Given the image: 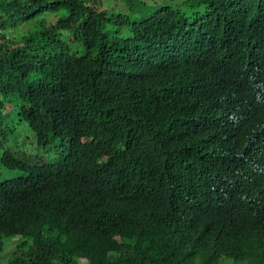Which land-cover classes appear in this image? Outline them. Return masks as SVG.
Returning a JSON list of instances; mask_svg holds the SVG:
<instances>
[{"label":"trees","instance_id":"trees-1","mask_svg":"<svg viewBox=\"0 0 264 264\" xmlns=\"http://www.w3.org/2000/svg\"><path fill=\"white\" fill-rule=\"evenodd\" d=\"M246 1L253 5L256 0ZM221 2L0 0V136L2 114L14 106L18 121L27 124L32 142L40 145L54 120L48 113L59 108L65 123L58 132L113 163L98 180L87 174L79 194L74 192L81 185L78 175L61 176L66 170L57 159L15 161L13 165L22 168L18 181L11 180L9 190L0 183V261L79 264L86 257L90 264H164L156 244L126 243L120 236L123 230H114L115 238L99 235L93 240V235L82 241L83 222L116 210H121V218H172L186 213L190 199L199 209L196 217L214 232L224 227L234 235L233 242L222 247L230 256H209L200 264H244L249 259L247 264H263L244 234L241 218L234 225L223 212L236 207L235 188L225 169L207 167L205 155L214 147L201 144L190 116L179 113L183 89L170 90L166 50L158 66L141 62L158 36L185 28L189 15L204 17L209 29L219 32L222 27L214 14ZM256 36L251 33L248 40ZM226 41L236 47L228 36ZM136 48L140 56L133 54ZM226 50L219 46V54ZM180 64L189 68L188 76L197 73L193 66L199 61L193 56L185 54ZM215 67L205 65L200 72L211 77ZM228 73L229 66L222 75ZM30 75L37 78L28 80ZM27 82H35V87ZM85 113L90 115L91 137L75 122ZM113 120L116 125L106 126ZM107 131L117 133L105 137ZM118 141L128 148L120 145L115 155ZM165 186L171 190L164 192ZM201 204L220 208L217 217L201 215ZM152 227L160 232L157 223Z\"/></svg>","mask_w":264,"mask_h":264},{"label":"clouds","instance_id":"clouds-1","mask_svg":"<svg viewBox=\"0 0 264 264\" xmlns=\"http://www.w3.org/2000/svg\"><path fill=\"white\" fill-rule=\"evenodd\" d=\"M249 6L251 10H247ZM218 8L214 15L222 27L219 32H212L204 17L189 15L185 28L158 36L141 62L149 67L158 66L162 60L161 53L166 50L163 62L166 61L171 71L170 90L183 89L179 113L190 116L188 122L197 131L201 144L209 142L214 147L213 152L205 155L207 167H213L216 172L220 168L225 169V177L235 188L237 205L232 209L223 208V212L234 225L241 218L244 234L258 250L257 260L264 264V0H256L253 5L246 0H222ZM251 33L257 36L248 40ZM227 36L235 48L227 45ZM219 46L226 47V52L219 54ZM133 54L140 56L139 49H134ZM185 54L199 61V65L193 66L196 74L188 76L189 68L180 64ZM170 57L176 59L169 60ZM215 64L211 77L200 72L202 66ZM228 66L230 73L223 76L222 72ZM36 78L37 75H30L28 80ZM27 86L34 88L35 82H27ZM48 116L54 120L51 130L44 131L41 144L55 137L66 140L64 153L56 159L64 164L66 170L61 176L78 175L81 185L74 192L81 194V187L87 184H84L87 174L98 180L106 175L113 163L103 153L80 146L74 137L70 143L64 133L58 132L60 123H65L59 108L50 111ZM75 122L85 135L91 137L89 114L78 116ZM114 125L115 120L106 126ZM116 133L107 131L104 135L108 137ZM120 145L128 148L118 141L112 151L115 155ZM9 156L7 152L2 154L1 166L17 169L22 174V168L13 163L24 159ZM21 174L0 183L7 190L12 189L14 184L11 180L18 181ZM162 189L164 192L171 190L168 186ZM201 207V215L211 218L217 217L220 210L209 204H201ZM197 215H200L197 204L190 199L186 213H177L172 218H121V210L107 212L104 218L93 215L83 222L85 232L82 241L93 235V240L99 235L106 239L115 238L113 231L123 230L120 236L126 243L132 241L141 247L156 244L161 254L158 259L164 264L170 261L174 264H200L209 256H230L229 251L222 247L233 242V230L223 227L221 233H216ZM82 217L83 210L78 219ZM153 223L159 225L160 232L153 229ZM249 261L251 259L243 262L247 264ZM79 264L90 262L83 257Z\"/></svg>","mask_w":264,"mask_h":264},{"label":"rangeland","instance_id":"rangeland-1","mask_svg":"<svg viewBox=\"0 0 264 264\" xmlns=\"http://www.w3.org/2000/svg\"><path fill=\"white\" fill-rule=\"evenodd\" d=\"M162 2L173 3L174 0H161ZM33 21L29 25V29L32 30ZM28 29H22L20 31L27 32ZM12 105H14L12 103ZM16 107L10 106L7 110H4L1 118L3 124V136H0V158L4 152L18 156L22 159H30L31 162H50L55 160L58 155L64 153L66 140L58 137L50 138L47 143L37 145L31 140L30 130L24 121H18L19 115L16 113ZM21 123H15V122ZM21 173L17 169H7L1 166L0 162V181L3 179H10ZM0 264H4V260L0 261Z\"/></svg>","mask_w":264,"mask_h":264}]
</instances>
